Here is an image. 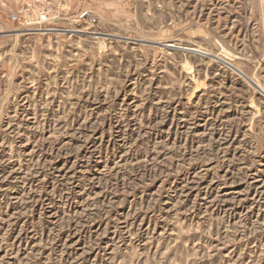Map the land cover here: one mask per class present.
Instances as JSON below:
<instances>
[{"label": "rangeland", "instance_id": "374dc122", "mask_svg": "<svg viewBox=\"0 0 264 264\" xmlns=\"http://www.w3.org/2000/svg\"><path fill=\"white\" fill-rule=\"evenodd\" d=\"M0 264H264V0H0Z\"/></svg>", "mask_w": 264, "mask_h": 264}, {"label": "bare ground", "instance_id": "6f19581e", "mask_svg": "<svg viewBox=\"0 0 264 264\" xmlns=\"http://www.w3.org/2000/svg\"><path fill=\"white\" fill-rule=\"evenodd\" d=\"M174 46V45H173Z\"/></svg>", "mask_w": 264, "mask_h": 264}]
</instances>
